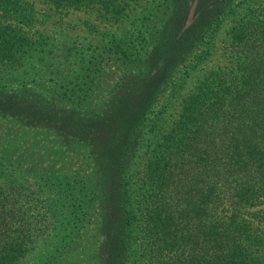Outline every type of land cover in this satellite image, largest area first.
<instances>
[{"label": "trees", "instance_id": "1", "mask_svg": "<svg viewBox=\"0 0 264 264\" xmlns=\"http://www.w3.org/2000/svg\"><path fill=\"white\" fill-rule=\"evenodd\" d=\"M0 118V264H264V0H0ZM38 130L92 174L20 152Z\"/></svg>", "mask_w": 264, "mask_h": 264}, {"label": "rangeland", "instance_id": "2", "mask_svg": "<svg viewBox=\"0 0 264 264\" xmlns=\"http://www.w3.org/2000/svg\"><path fill=\"white\" fill-rule=\"evenodd\" d=\"M191 12H193V7L191 8ZM35 17L40 20L36 25L41 30L52 33L57 37L58 47L63 46L62 42L64 44H71L73 42L78 46H82V50L88 54L100 53L102 49L98 46L103 45L105 41L101 40L99 34L89 29L87 24L95 25L98 31L113 29L112 26L105 25L86 12L75 10L58 11L42 3H36ZM84 22H87V24ZM58 51L60 52L61 50ZM219 52L221 53L220 48H218L217 53L209 63L210 65L221 61ZM14 130L15 126L11 120L0 118V152L13 145L11 144L12 138L9 135ZM17 131H20V129L16 126ZM45 135L51 136L43 130H38L36 134H33L29 143L18 145L20 152H24L29 148L32 159L40 161L44 167L53 166L56 169L70 167L71 169L80 170L85 177L92 174L94 164L89 158H82L81 154H75L74 152L65 150L63 147L59 148L58 143H52ZM95 227L96 223H93L91 228Z\"/></svg>", "mask_w": 264, "mask_h": 264}]
</instances>
